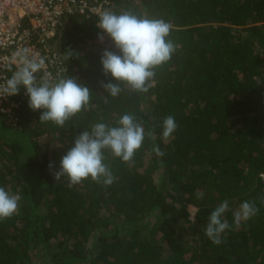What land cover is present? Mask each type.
Listing matches in <instances>:
<instances>
[{
	"label": "trees",
	"instance_id": "16d2710c",
	"mask_svg": "<svg viewBox=\"0 0 264 264\" xmlns=\"http://www.w3.org/2000/svg\"><path fill=\"white\" fill-rule=\"evenodd\" d=\"M97 2L102 13L170 23L175 51L148 92L121 85L111 97L103 85L115 81L100 60L119 52L108 36L99 40V15H75L58 29L67 71L53 82L88 87L89 105L60 127L40 122L21 89L9 99L16 109L0 113V187L20 198L0 221V264H264V0ZM124 114L145 138L130 163L104 151L112 184L89 178L68 188L54 178L83 130L118 126ZM168 116L177 128L165 142ZM224 200L232 227L214 245L204 226ZM245 201L259 211L237 228L233 212Z\"/></svg>",
	"mask_w": 264,
	"mask_h": 264
},
{
	"label": "clouds",
	"instance_id": "9594fccd",
	"mask_svg": "<svg viewBox=\"0 0 264 264\" xmlns=\"http://www.w3.org/2000/svg\"><path fill=\"white\" fill-rule=\"evenodd\" d=\"M96 27L110 38L119 52L106 50L100 60L103 73L115 81L103 85L108 96H118L121 85L132 92H148L153 87L155 69L168 62L175 51L173 42L168 39L172 25L162 19L140 17L131 12L116 14L105 10ZM16 55L19 67L5 85H0V97L16 96L23 89L29 108L41 112L39 121L52 122L60 127L89 105L91 91L88 87L69 77L52 82L47 74L37 81L36 74L44 68L45 59L38 54L30 55L28 49ZM117 124L110 127L97 123L90 130H83L74 140V146L61 158L54 178L67 180L68 188L89 178L105 186L112 184L114 177L103 162L104 151L130 163L145 138L143 126L133 115L124 114ZM161 128L162 138L167 142L177 128L174 117H166ZM147 135L152 137L154 133L149 131ZM152 150L157 156L164 155L157 145ZM49 168H52L51 164ZM261 177L264 178V173ZM19 199L18 195H11L0 187V221L17 213ZM228 210L229 202L224 200L210 213L204 226L206 237L214 245H219L222 234L232 227L225 218ZM258 211L254 202L241 203L233 212L234 226L238 228L242 221L251 219Z\"/></svg>",
	"mask_w": 264,
	"mask_h": 264
},
{
	"label": "built area",
	"instance_id": "2783aa9c",
	"mask_svg": "<svg viewBox=\"0 0 264 264\" xmlns=\"http://www.w3.org/2000/svg\"><path fill=\"white\" fill-rule=\"evenodd\" d=\"M97 0H0V85H5L19 64L16 55L23 49L45 59L44 68L36 74L37 81L47 74L54 79L66 73L63 58L53 40L58 29L76 16L88 18L101 15ZM107 35L101 31L99 40ZM23 96L27 97L25 92ZM10 97H0V113H12L16 105Z\"/></svg>",
	"mask_w": 264,
	"mask_h": 264
},
{
	"label": "rangeland",
	"instance_id": "374dc122",
	"mask_svg": "<svg viewBox=\"0 0 264 264\" xmlns=\"http://www.w3.org/2000/svg\"><path fill=\"white\" fill-rule=\"evenodd\" d=\"M103 41H104V40H103ZM55 46H56V43H55ZM51 146H52V145H51ZM189 213H190V219H192L193 216H194V213H195V209L192 208V207H189Z\"/></svg>",
	"mask_w": 264,
	"mask_h": 264
}]
</instances>
